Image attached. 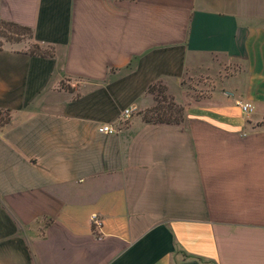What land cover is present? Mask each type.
Here are the masks:
<instances>
[{"label": "crops", "instance_id": "0c3cea01", "mask_svg": "<svg viewBox=\"0 0 264 264\" xmlns=\"http://www.w3.org/2000/svg\"><path fill=\"white\" fill-rule=\"evenodd\" d=\"M0 21L31 30L0 38V264H264V0H0ZM154 85L179 122L145 121Z\"/></svg>", "mask_w": 264, "mask_h": 264}, {"label": "rangeland", "instance_id": "374dc122", "mask_svg": "<svg viewBox=\"0 0 264 264\" xmlns=\"http://www.w3.org/2000/svg\"><path fill=\"white\" fill-rule=\"evenodd\" d=\"M0 38L6 42L10 43H26L29 40V33L25 31H19L12 26L3 24L0 22ZM30 49L33 51H48L47 49H39L36 48L37 46L34 44H30ZM161 87L154 91L155 95V105L151 109L152 111L147 113V116L150 118H165L170 120H177L181 117V112L179 111L182 109L180 106L176 105L173 100L168 98L163 92H161Z\"/></svg>", "mask_w": 264, "mask_h": 264}, {"label": "built area", "instance_id": "2783aa9c", "mask_svg": "<svg viewBox=\"0 0 264 264\" xmlns=\"http://www.w3.org/2000/svg\"><path fill=\"white\" fill-rule=\"evenodd\" d=\"M240 107H241L243 114H245V115L250 114L253 110V107L250 103H242L240 105ZM133 110H134L133 108H127V109L123 110L119 121L121 123L126 122L131 117ZM98 132L104 133V134H109V135H114V134L119 133L120 130L117 128H114L113 126H111L109 124H103V125H100L98 127ZM91 221H92L93 225L95 226L94 227L95 229L100 228L101 222L98 220L97 215H92Z\"/></svg>", "mask_w": 264, "mask_h": 264}, {"label": "trees", "instance_id": "16d2710c", "mask_svg": "<svg viewBox=\"0 0 264 264\" xmlns=\"http://www.w3.org/2000/svg\"><path fill=\"white\" fill-rule=\"evenodd\" d=\"M1 23L3 24H6V25H9V26H12L14 27L15 29L19 30V31H25L27 33H29V37L31 38V30L27 27H23V26H20V25H17V24H14V23H10V22H4V21H0ZM37 46V45H36ZM36 48H39L38 46ZM40 49V48H39ZM30 51L32 53H35L37 55H40V56H52V52L51 51H43V52H39V51H33L30 49ZM160 86H152L149 88V93H154V91H157V89H159ZM161 90V89H160ZM162 92V90H161ZM182 109H180L179 111L181 112ZM152 110H149V112H151ZM149 112H146L143 116V118L145 119V121L147 123H150V122H153V123H157V122H165V123H177L180 121V118L177 119V120H170V119H165V118H150L147 116V113ZM8 115V113H6L5 115H2V117L0 116V123H6L8 121V117L6 116Z\"/></svg>", "mask_w": 264, "mask_h": 264}]
</instances>
